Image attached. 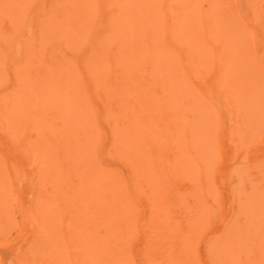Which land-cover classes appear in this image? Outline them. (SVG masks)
Returning <instances> with one entry per match:
<instances>
[{"label":"rangeland","instance_id":"1","mask_svg":"<svg viewBox=\"0 0 264 264\" xmlns=\"http://www.w3.org/2000/svg\"><path fill=\"white\" fill-rule=\"evenodd\" d=\"M78 1L0 0V264H264V0Z\"/></svg>","mask_w":264,"mask_h":264},{"label":"bare ground","instance_id":"2","mask_svg":"<svg viewBox=\"0 0 264 264\" xmlns=\"http://www.w3.org/2000/svg\"><path fill=\"white\" fill-rule=\"evenodd\" d=\"M84 1V0H83ZM87 1V0H86ZM86 1H85V3H86ZM101 1V0H100ZM145 1V2H144ZM148 1V2H147ZM78 2H80V3H83V2H81V0L80 1H78ZM93 2V1H92ZM143 2L144 3H146L147 2V4L149 5V6H151V8H152V6H154V8H156L157 6L159 7V11H160V15H156V13H155V11H148V9H146V7L145 8H141V10L143 11V17H144V19L146 20L145 22L143 21V22H140V23H137V25L133 28V31H132V34H133V36H132V40L130 39L129 41V43H130V45L132 44H134L133 45V48L134 49H136V51H138V52H146V51H148L149 50V52H152V51H156V50H158L159 51V47L161 46V45H165V46H167V47H169L170 48V50H176L175 49V42H177L176 40L178 39L174 34L175 33H172V31H173V29L174 28H172V27H168V30L169 31H171V32H169V35L168 34H164V36H162V35H159V32H158V28H159V26H161V25H166V24H168V22L167 21H165V18H167L168 17V12H167V10H166V13H165V10L163 11L162 10V8H161V5L159 4V3H156L157 1L156 0H143ZM85 3H83L84 5H85ZM129 3V2H128ZM91 3H90V0H89V2H87L86 3V5H87V7L88 8H91V5H90ZM153 8V9H154ZM92 9V8H91ZM89 10V9H88ZM90 12V11H89ZM90 13H94L93 11L92 12H90ZM89 13V15H91ZM165 13V14H164ZM167 15V16H166ZM163 18H162V17ZM178 16L180 17V14H178ZM162 18V19H161ZM172 18V17H171ZM162 20V21H161ZM130 21H132V18H131V20ZM134 21H136V20H134ZM163 21H165V22H163ZM82 22V21H81ZM166 23V24H165ZM130 24V23H129ZM132 24H134V22L133 23H131L130 25H132ZM136 24V23H135ZM114 25H112V27L110 26V27H108V33H109V35L111 36L112 34H113V30H114V27H113ZM134 25H132V27H133ZM171 29V30H170ZM180 30V29H179ZM183 30V29H182ZM106 32H107V29L105 30ZM81 32V35L79 34ZM83 32L84 31H82V28H78V27H74L73 26V34L75 33V35H77L76 37H75V41H74V38H72V45H74L75 43L74 42H78L79 43V39H80V36L82 37V35H83ZM182 32V31H181ZM165 35H168V37L166 38L165 37ZM177 35V34H176ZM179 35H180V33H179ZM182 36V35H181ZM145 38V43H144V45L143 46H141V47H139V46H135V42H136V40L138 39V38ZM114 41V40H113ZM142 41V40H141ZM138 42V41H137ZM114 43H115V41H114ZM129 43H127V44H129ZM114 46V51L111 53V55H110V57L112 56V58L111 59H114V60H116V62H118L119 60H120V54L123 52V51H125L126 49H125V46H127L126 45V43H121V45H113ZM176 52L180 55V57L181 58H183V59H185V58H187V57H185L184 56V52L183 51H181V52H178L177 50H176ZM152 55H154V53L152 54ZM94 59H96V61H95V66H93V68H92V71H91V80L93 81V83H95L94 81L96 80V79H98V78H100L101 76H102V68H101V65H102V59L100 60V58L98 57V56H95V58ZM98 59V60H97ZM157 60V59H156ZM165 64L163 61L161 62V61H155V63L154 64H156V66H157V68H158V66L160 67L161 65H159V64ZM55 68H58V67H55ZM160 68H162V66L160 67ZM164 68V67H163ZM60 69V68H59ZM121 70V72L119 73V77H118V83L116 84V86H115V91L116 92H118V98L121 100L122 99V95H123V91H122V89L124 90H128V89H130V88H132V85H133V83L136 81V80H134L136 77H135V75H133V74H126L125 75V73H124V71H123V69H120ZM63 71V70H62ZM70 72V71H69ZM26 73V72H25ZM49 73V72H48ZM27 74V73H26ZM64 73H61V71L59 70L58 71V69L56 70V71H50V73L49 74H43V77L45 76V77H47V78H44L45 80H43L44 82H46V81H48V80H53L54 78H58L59 80H57V82H64L65 80H66V78H67V80H71L72 78H73V75H72V73H69V76H67L66 74H64ZM54 77V78H53ZM53 78V79H52ZM56 79H54L53 81H55ZM137 79H139V78H137ZM140 80V79H139ZM132 81V82H131ZM60 82V83H61ZM47 83V82H46ZM56 82H53L52 84H55ZM134 84H136V83H134ZM60 85V84H59ZM71 86V84L70 83H68V87H70ZM62 88H63V86H61ZM67 90H70L69 88H67ZM132 91H133V89H132ZM70 93H71V91H70ZM71 95H72V93H71ZM80 108H81V110L83 111V105L82 106H80ZM81 111V112H82ZM84 113V112H83ZM69 114V113H68ZM133 119V118H132ZM132 119L130 120V122H132ZM124 123H126V122H124ZM26 221V220H25ZM194 239L195 238H192L191 239V242L193 243V241H194ZM196 239H198V238H196ZM190 240V239H189ZM199 240V239H198ZM196 241V240H195ZM195 241H194V243H195ZM190 242V243H191ZM197 243H198V241H196ZM192 243H191V245H190V247L192 246L193 247V245H192ZM31 246V245H30ZM191 247V248H192ZM196 247V246H195ZM31 248H32V246H31ZM195 249V248H194ZM30 251H32L31 249H29L27 252H30ZM194 252V251H193ZM196 252V251H195ZM230 252V251H229ZM195 254V253H194ZM25 257V256H24ZM17 258H19V257H17ZM27 257H25V260L22 258H20V260L18 261L16 258V260H14L15 261V263L18 261V263L20 262V263H22V264H24L27 260H28V258L26 259ZM29 258H30V256H29ZM259 259V256L257 255V258H256V261H259L258 260ZM30 260V259H29ZM28 260V261H29ZM22 261V262H21ZM23 261H25L24 263H23ZM260 264V263H259Z\"/></svg>","mask_w":264,"mask_h":264}]
</instances>
